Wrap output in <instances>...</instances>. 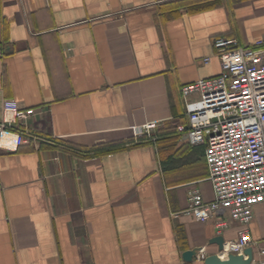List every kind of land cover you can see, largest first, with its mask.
<instances>
[{
  "label": "crops",
  "instance_id": "0c3cea01",
  "mask_svg": "<svg viewBox=\"0 0 264 264\" xmlns=\"http://www.w3.org/2000/svg\"><path fill=\"white\" fill-rule=\"evenodd\" d=\"M218 35L264 40V0H0V117L5 98L48 109L47 141L0 146V264H205L183 252L237 238L216 225L229 210L181 212L192 188L215 198L206 145L177 129L181 86L221 72ZM153 120L158 139L137 138ZM253 218L262 264L264 201Z\"/></svg>",
  "mask_w": 264,
  "mask_h": 264
},
{
  "label": "built area",
  "instance_id": "2783aa9c",
  "mask_svg": "<svg viewBox=\"0 0 264 264\" xmlns=\"http://www.w3.org/2000/svg\"><path fill=\"white\" fill-rule=\"evenodd\" d=\"M213 38L221 72L181 86L189 122L177 130L187 134L189 143L206 145L204 155L215 198L206 201L199 188H192L187 209L181 212L205 222L229 210L216 223L218 230L228 219L240 223L237 238L228 240L220 252L228 256L251 245L255 206L264 201V40L250 45L228 35ZM3 54L0 44V57ZM1 111L0 146L9 150L31 141L39 147L42 140L47 141L34 123L48 112L45 107H26L5 98ZM157 126L153 120L134 125L133 132L137 138H152ZM205 256L202 247L196 258Z\"/></svg>",
  "mask_w": 264,
  "mask_h": 264
},
{
  "label": "water",
  "instance_id": "95a60500",
  "mask_svg": "<svg viewBox=\"0 0 264 264\" xmlns=\"http://www.w3.org/2000/svg\"><path fill=\"white\" fill-rule=\"evenodd\" d=\"M210 242H216L219 245V249L222 251L225 247L226 239L222 234H218L211 238ZM202 247H194L186 249L183 252V259L186 261H192L194 257H197L198 252ZM255 252L252 246H248L242 253H230L228 256H221V253L208 254L203 258L205 264H253L255 259Z\"/></svg>",
  "mask_w": 264,
  "mask_h": 264
},
{
  "label": "trees",
  "instance_id": "16d2710c",
  "mask_svg": "<svg viewBox=\"0 0 264 264\" xmlns=\"http://www.w3.org/2000/svg\"><path fill=\"white\" fill-rule=\"evenodd\" d=\"M158 139V136H156V135H154V137L151 139V138H148L147 139V141H151V140H157ZM144 143L145 142V140H140L138 143L136 142V144L138 145L139 143ZM49 143L50 144H52V145H56V146H60L61 148H63V149H68V150H70V148H71V144L70 143H68V142H66V141H64V140H59V139H51V140H49ZM119 147H117V146H114V147H100L99 146V148H95V149H93L92 151L94 152V153H105V152H109V151H113V150H115V149H118Z\"/></svg>",
  "mask_w": 264,
  "mask_h": 264
}]
</instances>
